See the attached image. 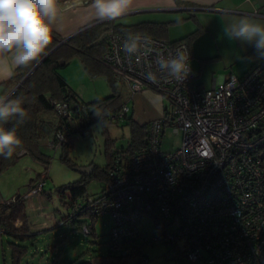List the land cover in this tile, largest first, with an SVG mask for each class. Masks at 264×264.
Wrapping results in <instances>:
<instances>
[{"label":"built area","instance_id":"built-area-1","mask_svg":"<svg viewBox=\"0 0 264 264\" xmlns=\"http://www.w3.org/2000/svg\"><path fill=\"white\" fill-rule=\"evenodd\" d=\"M106 35L102 62L114 81L126 84L130 98L146 89L163 104L158 117L147 123L145 145L128 161L113 154L104 186L77 200L76 209L97 218L110 216L109 250L136 257L134 264H150L143 247L156 244L177 248L190 262L264 264V59L243 75L231 73L210 87L195 85L192 72L182 82L159 74L151 82L145 79L148 66L155 71L156 57L167 58L177 49L190 53L187 41L151 36V52L142 40L140 51L129 57L121 50L126 35L112 30ZM53 105L70 119L65 101ZM129 114L127 102L109 118L123 122ZM168 129L180 133L181 140L174 150L164 151L160 142ZM55 138L64 143L68 133L58 131ZM43 185L38 182L32 192ZM144 214L158 218V231L141 232ZM90 222L81 225L85 236Z\"/></svg>","mask_w":264,"mask_h":264},{"label":"trees","instance_id":"trees-1","mask_svg":"<svg viewBox=\"0 0 264 264\" xmlns=\"http://www.w3.org/2000/svg\"><path fill=\"white\" fill-rule=\"evenodd\" d=\"M161 28H164L163 24L151 22H141L134 25L115 24L112 21L96 22L76 33L49 53L10 94L11 98L19 97L23 100V106L28 112V118L23 124H16L14 120H10L7 124L0 125L7 129L15 127L17 135L22 140V146L16 150L12 158L4 159L0 157V172L16 162L17 158L21 156L18 155V152L21 150L24 151L23 154H27L47 166L50 162V156L44 154L41 151V147L44 141H46V146L49 147L47 143L50 140L54 142L53 146L49 148H60L62 152L61 160L67 165L72 166L67 157V152L73 144L72 137L74 133L80 132L84 134V131L89 133V126L97 121L101 122L103 126L109 122H113L110 121L109 114L117 112L129 100V90L126 84L115 82L111 70L102 62V56L108 48L106 32L112 30L124 35H127L128 32L141 33L165 39L160 31L157 32V29L160 30ZM192 36L189 35L171 43L182 40L188 43ZM62 39L60 35L55 33L53 43L46 49V52ZM74 56L79 57L84 69L90 75L105 74L107 76L113 87V92L109 96L90 102H85L78 98L58 73V69L67 65ZM36 62H33L28 67L15 69L14 76L1 83L2 89L0 95L8 94ZM118 84L121 85L120 88L125 90V93L118 91ZM58 100H63L67 103L71 115L70 119L61 117L55 111L53 103ZM123 122L130 129V139L127 146L116 147L113 140L107 135V161L105 166L101 168L91 164L93 165V170L90 174L82 173L80 178L75 182L58 188L60 194H64L65 190H68L70 194V212L62 216L59 225H74L81 230V225L88 221H83L79 217L87 215L92 221L90 222V234L86 237L95 236L94 222L99 217H93L89 211L77 210V200L85 196L86 185L89 179L100 178L104 181L101 188L104 186L107 181V170L113 164L114 155H121L124 161H128L137 150L145 145L147 124H139L132 117V114L127 115ZM58 131L68 133V140L66 142H57L55 136ZM111 148L112 154H110ZM44 180L45 175H37L36 179H31L27 184V191H30L31 186ZM25 202L26 195L17 194L9 198L8 201L0 203V228L3 230V234L10 240L8 242V249L10 251L11 264H22L29 251V245H34L37 241L36 239L45 231L36 234L31 233ZM154 219L159 223L158 218L156 219L155 217ZM17 222L20 224L16 225ZM60 242L58 241V243ZM91 250V248H88L86 251H83V254H90V257L78 264H111L109 259H114L121 263L128 257L111 253L109 247L106 256L99 253H91ZM47 264L55 263L54 261H50Z\"/></svg>","mask_w":264,"mask_h":264},{"label":"rangeland","instance_id":"rangeland-1","mask_svg":"<svg viewBox=\"0 0 264 264\" xmlns=\"http://www.w3.org/2000/svg\"><path fill=\"white\" fill-rule=\"evenodd\" d=\"M135 16H125L121 21H138L139 17ZM118 21L120 20L118 19ZM202 38L205 40L208 37L204 35ZM191 67L194 72H197V67L193 63H191ZM215 68L216 66L211 65L208 69L214 70ZM232 71L239 74L241 70L236 66ZM58 73L78 98L85 102L104 98L113 92V87L107 76L105 74L90 75L84 69L78 56L72 57L67 65L59 68ZM118 85V91L125 93V90L120 88L121 85ZM130 101H128V105L132 107ZM88 130L89 133L84 134L75 132L72 137L73 144L67 152L72 166L61 160L60 148H49L44 141L41 151L50 156L47 166L29 155L23 154L17 158L14 164L0 172V201L7 200L14 194L26 195L27 184L30 180L36 179L37 175H45L43 191L32 192L37 186L36 183L30 187V193L33 196L42 195L41 201L37 200L36 204L40 203L42 210L48 213L47 221L49 220L51 226L43 232V237L40 240L34 245H29V251L22 264H47L50 261H54L55 264H78L86 259V254H83V251L88 248L92 249L91 253L105 256L108 254L107 233L112 225L110 216L102 215L96 219L94 222L95 236L90 237L84 236L81 230L74 225H59L62 220L59 218L70 212V194L68 190H65L64 194H60L58 188L78 180L81 176L77 170L79 167L91 164L101 168L105 166L107 135L113 140L116 147H126L130 139L129 126L121 121L109 122L105 126L97 121L92 123ZM180 140V133L174 134L168 129L161 138V149L164 151L174 150L178 147ZM103 183L104 181L100 178L89 179L85 195L97 193ZM79 219L91 221L87 215L81 216ZM158 226L156 220L151 216L145 214L142 216L140 229L143 234L158 231ZM0 235L5 249V262L0 254V264H11L8 249L10 240L3 233ZM58 241L61 242L58 243ZM179 248L182 250L183 245L179 244ZM143 253L149 258L150 264H205L203 261L190 262L186 260L177 248L165 244L144 246ZM109 261L111 264H134L136 257L128 256L121 263L114 259H109Z\"/></svg>","mask_w":264,"mask_h":264},{"label":"crops","instance_id":"crops-1","mask_svg":"<svg viewBox=\"0 0 264 264\" xmlns=\"http://www.w3.org/2000/svg\"><path fill=\"white\" fill-rule=\"evenodd\" d=\"M90 3L91 0H60L57 24L61 31L57 34L61 38L71 36L77 30L92 23L101 22L94 18V10L90 8ZM128 15H136L139 19L133 22L121 21ZM242 16H250L264 22V0H133L130 11L119 18L120 21L117 19L112 22L123 25L141 22L163 24L164 28L157 29V32L160 31L169 42L193 34L188 42L191 63L197 67V72L192 69V82L197 86L210 87L214 81L219 82L234 73L232 70L236 66L241 71L239 74H234L240 76L254 63L261 61L256 58L252 45L229 40L224 35L223 28L227 22ZM204 35L208 37L205 40L202 38ZM211 65L216 68L209 70ZM211 74L213 76H210ZM3 81L5 80L0 81V92ZM129 99L132 104L130 114L139 124H147L161 112L163 99L153 91L143 89L131 98L129 95ZM41 199L42 195L33 196L29 190L26 193L28 224L33 234L51 226L49 220L47 221L48 213L42 210L40 203L36 204V201ZM42 237L43 235H40L36 240ZM0 254L5 262L1 235ZM89 257L90 254H87L85 258Z\"/></svg>","mask_w":264,"mask_h":264},{"label":"clouds","instance_id":"clouds-1","mask_svg":"<svg viewBox=\"0 0 264 264\" xmlns=\"http://www.w3.org/2000/svg\"><path fill=\"white\" fill-rule=\"evenodd\" d=\"M133 0H91L90 8L98 21H115L126 15ZM60 0H0V81L14 76V69L30 66L38 61L53 43L54 34L61 31L57 24ZM229 40L252 45L257 59H264V22L250 16H242L227 22L223 28ZM145 41V51L151 52L154 45L149 34L128 32L121 50L130 56L140 51L141 41ZM139 60V57H137ZM190 53L177 49L167 58L158 55L155 71L148 66L145 79L156 82L158 74L162 78L178 82L191 73ZM28 112L19 97L0 95V125L14 120L16 124L25 123ZM22 140L15 127L7 129L0 126V157L10 159Z\"/></svg>","mask_w":264,"mask_h":264},{"label":"water","instance_id":"water-1","mask_svg":"<svg viewBox=\"0 0 264 264\" xmlns=\"http://www.w3.org/2000/svg\"><path fill=\"white\" fill-rule=\"evenodd\" d=\"M88 26H85L79 30H77L74 34H72L71 36H68L66 38H63L61 41H59L54 47H52L48 52H46L37 62L36 64L26 73V75L20 80V82H18V84L16 86H14V88H12L8 94L6 95H10L21 83L22 81L37 67V65L49 54L51 53L55 48H57L61 43H63L64 41H66L67 39H69L70 37H72L73 35H75L76 33L80 32L81 30L85 29ZM79 173H85V174H90L91 171L93 170V165H89V166H85V167H79L77 168Z\"/></svg>","mask_w":264,"mask_h":264}]
</instances>
